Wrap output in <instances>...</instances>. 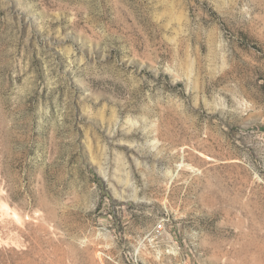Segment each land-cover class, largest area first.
<instances>
[{
	"label": "rangeland",
	"instance_id": "obj_1",
	"mask_svg": "<svg viewBox=\"0 0 264 264\" xmlns=\"http://www.w3.org/2000/svg\"><path fill=\"white\" fill-rule=\"evenodd\" d=\"M0 264H264V0H0Z\"/></svg>",
	"mask_w": 264,
	"mask_h": 264
}]
</instances>
